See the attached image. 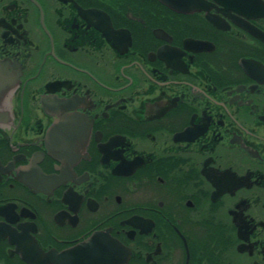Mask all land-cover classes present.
Instances as JSON below:
<instances>
[{"label": "flooded vegetation", "instance_id": "obj_1", "mask_svg": "<svg viewBox=\"0 0 264 264\" xmlns=\"http://www.w3.org/2000/svg\"><path fill=\"white\" fill-rule=\"evenodd\" d=\"M0 264H264V0H0Z\"/></svg>", "mask_w": 264, "mask_h": 264}, {"label": "water", "instance_id": "obj_2", "mask_svg": "<svg viewBox=\"0 0 264 264\" xmlns=\"http://www.w3.org/2000/svg\"><path fill=\"white\" fill-rule=\"evenodd\" d=\"M170 5V4H169ZM193 6H195V5H193Z\"/></svg>", "mask_w": 264, "mask_h": 264}]
</instances>
